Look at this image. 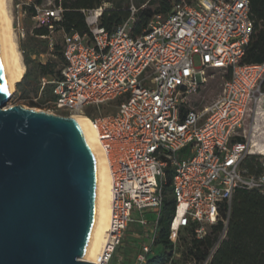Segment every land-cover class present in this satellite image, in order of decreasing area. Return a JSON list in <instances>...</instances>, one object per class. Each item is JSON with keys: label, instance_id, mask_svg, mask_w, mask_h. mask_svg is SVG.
<instances>
[{"label": "built area", "instance_id": "built-area-1", "mask_svg": "<svg viewBox=\"0 0 264 264\" xmlns=\"http://www.w3.org/2000/svg\"><path fill=\"white\" fill-rule=\"evenodd\" d=\"M105 7L82 11L88 32L64 33L58 78H40V90L52 85V112L84 113L94 106L102 113V105L116 103L114 112L91 119L112 179L106 242L94 264H110L133 210L159 216L168 168L175 210L169 226L173 250L165 264H209L226 236L235 190L264 186V172L248 173L242 167L255 154L257 129L264 127V63H242L253 31L249 0H172L169 12L154 14L137 36L131 34L134 6L112 30L99 24ZM35 9L36 26L52 31L61 9ZM15 26L24 30L19 20ZM39 37L48 40V47L32 58L45 64L53 39ZM208 70H222L226 78L218 98L196 109L190 100L208 83ZM138 222L150 226L153 245L157 220ZM218 223V239L204 259L184 255L181 230L191 227L201 240ZM151 251L143 244L135 263H143Z\"/></svg>", "mask_w": 264, "mask_h": 264}, {"label": "water", "instance_id": "water-1", "mask_svg": "<svg viewBox=\"0 0 264 264\" xmlns=\"http://www.w3.org/2000/svg\"><path fill=\"white\" fill-rule=\"evenodd\" d=\"M11 96L0 53V264H94L82 256L96 204L95 156L74 119L6 107Z\"/></svg>", "mask_w": 264, "mask_h": 264}, {"label": "trees", "instance_id": "trees-1", "mask_svg": "<svg viewBox=\"0 0 264 264\" xmlns=\"http://www.w3.org/2000/svg\"><path fill=\"white\" fill-rule=\"evenodd\" d=\"M55 8L61 9V18L53 23V30L46 26L34 28V36H52L54 31L64 33L88 32L83 10L94 9L102 5L103 0H54ZM172 0H148L144 7L138 9L136 18L131 26L133 36L140 35L147 27L150 18L157 13L166 14L171 8ZM191 2L193 0H187ZM45 0H31L24 6V11L30 17L36 15L35 7L43 6ZM53 9V8H52ZM249 15L253 21V31L245 47L242 63H264V0H249ZM129 17L127 8L105 7L99 17L100 26L112 30ZM44 51H39L36 44L22 45L24 63L27 67L23 78L16 84V92L22 97L29 96L31 102H36L50 108L55 100L52 85H46L40 90V78L49 80L58 78L63 65L62 39L61 42L53 40V50L57 61L48 59L45 64L33 59L32 55L46 52L48 40L43 41ZM58 63L61 64L59 68ZM264 93V80L261 83ZM262 111L263 103L260 102ZM90 119L94 116L84 111ZM254 144L264 145V135L255 139ZM258 155H250L243 162V169L248 173L258 174L264 172V161ZM172 170H166V185L164 200L157 219L156 232L153 245H160L161 250L156 253L153 249L141 264H165L172 253L173 245L169 240V226L175 210V201L171 193ZM192 228L186 227L180 231L179 245L186 256H193L197 260L204 259L209 249L217 241L221 225L218 223L210 228L204 239H196ZM209 264H264V186L253 189H237L234 192L231 213L228 221L226 236L220 242Z\"/></svg>", "mask_w": 264, "mask_h": 264}, {"label": "rangeland", "instance_id": "rangeland-1", "mask_svg": "<svg viewBox=\"0 0 264 264\" xmlns=\"http://www.w3.org/2000/svg\"><path fill=\"white\" fill-rule=\"evenodd\" d=\"M147 1L148 0H103V2L106 3V7L127 8L129 10V15H130V8L132 6H134L138 11L139 8L144 7L146 5ZM28 2L29 0H7V8L10 14L12 15L13 30L18 44V49L22 56L23 63H24V59L22 54V45L27 47V45L36 44L37 49L39 51H44L45 49L42 46V44H44L43 41L46 40L39 36H34L33 34L34 28L37 27L36 20L33 17H30L27 14H25L22 8V5ZM142 4L143 6H141ZM44 5L46 7H51L53 9H55L56 6L54 0H45ZM137 11L134 14V20L136 18L135 16ZM17 20L20 21L21 27H23L24 29L23 31L17 29V27L15 26V22ZM51 37L54 41L61 42L62 32L54 31ZM48 59L58 62L57 58L54 55L49 56ZM194 63L196 66L200 65L199 56L197 54L194 55ZM60 66L61 64L58 63L57 68H59ZM26 69L27 67L25 65V71ZM208 78H209L208 83L200 90V92L196 96L192 97L190 100L191 105L196 109H200L203 106L210 104L211 102H213L215 99L218 98V96L221 93L223 82L226 78V73L222 70H208ZM16 84H15L14 92L12 93L11 98L7 101L6 106L7 104H10L11 106L20 105L24 108H30L36 111H43L53 115L64 116V117L71 116V114L67 112L64 113L52 112L48 106H43L36 102H31L29 96L22 97L20 93L16 92ZM115 104L116 103L113 102L111 106L104 105L103 111L105 113L114 112ZM94 108H95L94 106H88L85 107V110L88 113L92 114L94 118H98L99 116L95 113ZM251 116H252V107L248 113L247 119L244 124L245 130L249 129ZM263 131H264V127H261L257 129L255 135L257 137L260 135H264ZM252 149L253 152L255 153L254 155H258V157H260L259 160L264 161V155L257 154V153H264V145L254 144ZM130 218L133 221L128 223V226L123 233L121 244L117 246L110 264H136L135 263L136 255L143 244L150 245L154 253L161 250L160 245H152V239H151L152 234L149 232L150 226L145 227L140 225L138 222L139 219L143 218L146 221L153 223L158 218L157 214L154 211H150V210H144L141 213L133 210L131 212ZM137 233H143V237L137 238L136 237Z\"/></svg>", "mask_w": 264, "mask_h": 264}, {"label": "bare ground", "instance_id": "bare-ground-1", "mask_svg": "<svg viewBox=\"0 0 264 264\" xmlns=\"http://www.w3.org/2000/svg\"><path fill=\"white\" fill-rule=\"evenodd\" d=\"M12 15L7 8V0H0V53L2 57L4 83L7 96L14 92L15 84L21 81L25 73V65L18 49L12 25ZM7 104L6 107H10ZM81 128L85 141L95 156L97 191L94 217L90 235L82 258L92 263L102 250L107 236L111 218V185L112 179L107 159L100 146L97 131L92 120L83 113H72L70 116ZM264 155V153H257Z\"/></svg>", "mask_w": 264, "mask_h": 264}, {"label": "crops", "instance_id": "crops-1", "mask_svg": "<svg viewBox=\"0 0 264 264\" xmlns=\"http://www.w3.org/2000/svg\"><path fill=\"white\" fill-rule=\"evenodd\" d=\"M141 6H143V4H142ZM62 36H63V35H62ZM103 106H104V105L101 106L102 109L104 108ZM102 111H103V110H102ZM95 113L100 117V116H102V113H105V112L103 111L102 113H98V112H95Z\"/></svg>", "mask_w": 264, "mask_h": 264}]
</instances>
